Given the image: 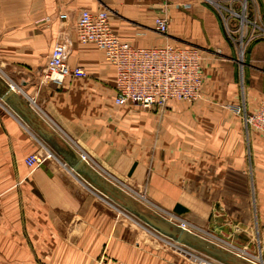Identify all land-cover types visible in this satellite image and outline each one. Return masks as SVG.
<instances>
[{
    "label": "crops",
    "instance_id": "1",
    "mask_svg": "<svg viewBox=\"0 0 264 264\" xmlns=\"http://www.w3.org/2000/svg\"><path fill=\"white\" fill-rule=\"evenodd\" d=\"M82 10H107L135 47H199L202 97L117 105L114 67L78 37ZM160 13L167 35L155 30ZM56 41L86 76L41 82ZM11 85L18 97L6 102ZM231 105L264 107V35L241 53L204 0H0V264H183L129 255L120 193L264 255V135ZM36 152L44 160L30 167Z\"/></svg>",
    "mask_w": 264,
    "mask_h": 264
},
{
    "label": "built area",
    "instance_id": "2",
    "mask_svg": "<svg viewBox=\"0 0 264 264\" xmlns=\"http://www.w3.org/2000/svg\"><path fill=\"white\" fill-rule=\"evenodd\" d=\"M66 17L64 13L60 15L62 19ZM155 30L167 35L168 15L161 13L156 16ZM77 33L81 42L94 43L101 49L114 67L117 105L131 104L162 110L172 99L194 102L202 97L203 53L199 47L170 42L153 47L132 46L115 33L107 10L96 13L82 10L77 21ZM65 54V43L56 41L41 74L42 83L62 84L69 76H86L82 67H72L67 63ZM231 108L242 117L247 128H256L264 135V107L254 112H248L241 105H231ZM43 160L44 156L36 152L27 157L26 163L33 167ZM179 225L185 228L186 223Z\"/></svg>",
    "mask_w": 264,
    "mask_h": 264
},
{
    "label": "rangeland",
    "instance_id": "3",
    "mask_svg": "<svg viewBox=\"0 0 264 264\" xmlns=\"http://www.w3.org/2000/svg\"><path fill=\"white\" fill-rule=\"evenodd\" d=\"M204 5L221 17L227 33L235 40L241 53L244 52L249 42L263 37V10L258 0H204ZM129 196L167 219L172 218L173 220H169L174 223H186L191 232L199 235L211 245L210 250H221L227 255H233L237 260L225 262L214 256L216 254L205 250L206 245L202 247L197 241L194 242L197 246H193L167 237L124 208L125 225L134 227L133 232L131 231L134 233L133 236L128 238L129 246L132 248L128 251L131 253L129 255H157L164 259H173L172 263L181 261L183 264H264V255L260 253L262 249L259 245L250 248L248 245L223 241L209 232L197 230L183 218L181 219L185 221H181L180 217L173 216L160 205L151 204L153 202L147 196ZM136 233L138 236L135 235Z\"/></svg>",
    "mask_w": 264,
    "mask_h": 264
},
{
    "label": "water",
    "instance_id": "4",
    "mask_svg": "<svg viewBox=\"0 0 264 264\" xmlns=\"http://www.w3.org/2000/svg\"><path fill=\"white\" fill-rule=\"evenodd\" d=\"M4 101L12 102L15 101L18 97L16 91L11 87H8L6 93L1 95ZM76 170L83 171L91 175V171L89 167L86 166L85 161H83L82 157L76 154ZM106 188L110 190V184L106 185ZM118 200L121 202L123 207L127 209L129 212L134 214L136 217L144 221L146 224L159 231L163 235L170 237L176 241L191 244L193 246H197L194 244L195 241L199 242L202 247L205 246V250L210 251L214 256L218 257L220 260L228 262V261H236V257L233 255H227L223 251H219L217 249L210 250L211 246L209 243L203 240L199 235L194 234L190 230L182 227L181 225L174 223L167 219L166 217L156 213L155 211L149 209L137 202L135 199L131 198L126 193L117 194Z\"/></svg>",
    "mask_w": 264,
    "mask_h": 264
},
{
    "label": "bare ground",
    "instance_id": "5",
    "mask_svg": "<svg viewBox=\"0 0 264 264\" xmlns=\"http://www.w3.org/2000/svg\"><path fill=\"white\" fill-rule=\"evenodd\" d=\"M14 91H16V89H14ZM16 92H18V91H16ZM142 205V207H144V205L143 204H141ZM170 220H173V219H171V218H169ZM185 228L186 229H188L186 226H185ZM189 230V229H188Z\"/></svg>",
    "mask_w": 264,
    "mask_h": 264
}]
</instances>
